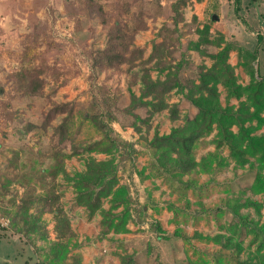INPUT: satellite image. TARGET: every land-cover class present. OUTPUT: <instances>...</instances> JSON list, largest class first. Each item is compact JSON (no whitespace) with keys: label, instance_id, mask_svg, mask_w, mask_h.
Masks as SVG:
<instances>
[{"label":"rangeland","instance_id":"1","mask_svg":"<svg viewBox=\"0 0 264 264\" xmlns=\"http://www.w3.org/2000/svg\"><path fill=\"white\" fill-rule=\"evenodd\" d=\"M95 1L103 6L108 24L91 14L83 0H37V16L33 12L28 23L32 39L15 35L14 29L9 34L0 30L1 256L16 257L21 264H44L45 250L56 240L54 213L60 209L77 234L70 248L82 264H121L125 254H135L137 264H259L255 232L243 226L240 217L264 235V142L257 155H246L247 162L241 164L220 143L215 125L195 150L197 161L208 158L209 171L184 176L183 181L193 183L189 187L157 170L154 145L156 134L168 137L173 128L197 118L201 123L200 111L209 98L199 89V78L212 67L220 79L216 88L223 107L237 109L249 103L242 88L259 79L257 70L264 76V39L258 42L259 36L264 38V6L258 14L250 10L245 14L258 0L236 4L217 0L219 5L213 2L205 10L204 0ZM14 13L20 12L14 9ZM12 15L14 21L3 20L14 28L20 20ZM116 20L124 22L129 34L139 29L134 46L143 53L117 69L97 67L93 72L92 56L106 47ZM18 36L32 48L31 60L23 59L27 48L23 53L11 50V41ZM242 49L257 55L253 75ZM220 53L229 68L214 58ZM24 70L30 71L34 85L41 73L40 94L15 89L17 75ZM147 72L154 80L177 72L182 84L166 95L169 108L155 114L150 106H130L131 93L141 95ZM33 88L37 90L36 85ZM93 97L104 119L137 150L132 181L118 170V155L108 152L110 145L87 149L103 138L97 125L85 117L86 112L97 111ZM60 103L71 106L49 116ZM173 107L176 118L171 116ZM258 117L262 120L246 126L254 128V136L264 137V110ZM228 132L237 133L238 127L229 125ZM114 170L121 181L112 196H100L91 216L80 203L91 194L79 198L71 179L82 173L93 182ZM23 200L44 225L45 238L42 233L27 236L18 231L21 225L16 226L14 215ZM248 201L256 206L245 205ZM103 211L118 215L112 227L103 226ZM195 233L204 238L223 235L231 242L224 247Z\"/></svg>","mask_w":264,"mask_h":264},{"label":"trees","instance_id":"2","mask_svg":"<svg viewBox=\"0 0 264 264\" xmlns=\"http://www.w3.org/2000/svg\"><path fill=\"white\" fill-rule=\"evenodd\" d=\"M87 7H90L91 14H96L103 17V20L108 24V20L104 17V8L101 4L95 0H83ZM239 2V1H237ZM89 9V8H88ZM126 25L120 20H116L112 23L109 31V38L107 45L102 50H97L92 56L91 69L94 70L99 67L101 69H117L127 62L135 60L138 56H141L143 51L134 46V34L139 30H134L133 34H129L126 31ZM142 29V28H141ZM33 33H29L27 37L32 39ZM263 36L258 37V41H263ZM28 42V41H27ZM29 45V43H28ZM27 52L23 53L24 61L31 60L30 53L32 48H27ZM226 53L229 51L227 47ZM243 57L248 62V68L253 72V62L257 59L255 52H251L247 49H242ZM221 59V66L225 69L229 68V65L224 63L223 54L216 55L214 57ZM221 67V68H222ZM216 68L202 72L200 74V85L199 89L207 94L209 102L207 107L201 109L200 114L202 115L201 123L199 119L193 120V122L184 125L183 127L173 128L168 137L160 138L156 134L155 147V159L157 170L169 175L172 178L178 179L186 187L192 186V181H183L184 176L192 175L198 170L201 172L209 171L207 168L208 158L204 157L200 161H197L195 150L196 145L200 139L204 137L206 133L213 131L214 126L218 128L217 137L221 144H226L231 153L238 159L241 164L247 162L246 155H257L260 144L264 142V137H256L253 135L254 128L246 126L247 123L253 120H262L258 117L260 112L264 110V78L253 79L251 83L242 88L244 94L247 96L249 103L241 104L239 108L233 106L223 107L219 103L218 91L216 84L219 83L220 79L216 73ZM219 71V70H218ZM221 71V69H220ZM30 71H22L18 73L16 80L15 89L18 91L25 92L28 94H40L42 92V86L44 81L40 79V74L37 73V90L30 79H32ZM40 72V70H39ZM30 76V77H29ZM92 76V73H91ZM27 83L24 85V82ZM143 88L141 95L137 97L134 93H131V108H137L140 106H150L151 114L160 112L168 107L165 101L166 95H168L174 89H180L182 87L181 81L178 77V73L175 72L172 76L167 77L165 80H154L150 77L148 72L143 75L141 81ZM212 84V85H211ZM233 87V85H231ZM238 87H233V89ZM146 98H150L145 100ZM93 105L97 109L96 113L86 112L85 117L90 119L97 127L103 132V138L87 147L89 151L98 150L100 144L107 143L111 147L108 149L110 154L117 156V168L121 170V173L126 174L129 181H132L134 170H135V154L137 152L134 144L122 137L120 133L115 131L112 126L106 121L105 115L102 112V108H99L100 103L93 97ZM71 106L70 103L55 104V107L50 111L54 113H62ZM249 106L254 108V111H250ZM176 108L173 107L171 111L172 118H176ZM104 115V116H103ZM229 125H235L238 127L237 133L228 132ZM158 137V138H157ZM263 150V149H262ZM107 151V150H106ZM117 170H114L105 175L99 176L95 181L89 182L86 175L80 173L76 177L72 178L71 181L76 189L77 196L80 198L81 195L91 194L88 201L80 202L86 206L89 210L90 215L95 214V210L98 208L100 202V196L110 197L114 194V189L119 185L121 176H118ZM132 201V197L128 198V202ZM28 200H23L18 205L14 215V222L19 232L24 235L30 236L32 234L42 233L43 238L46 237L47 231L40 223V219L37 215L30 213ZM245 205H255L256 203L248 201ZM260 206V205H259ZM129 208V207H128ZM208 212L214 213L216 210H207ZM56 225V240L51 242L48 250L44 253V264H82L78 257H74L71 254L72 248L70 245L73 240L77 238V234L74 232L69 219L63 215L59 209L55 211ZM104 219L102 221L103 226L108 224L109 227L114 225V219L118 217L117 214L103 211ZM132 215L130 218L132 219ZM242 225L252 228L255 232V238L253 242H257V254L258 263L264 264V235L257 232V229L253 227L252 223L247 221L245 218L240 217ZM117 226V225H116ZM121 225H119L120 228ZM252 226V227H251ZM159 230V228H158ZM128 231V230H125ZM106 233L100 236V239L104 237ZM196 237H201L198 233H195ZM206 241H214L221 246L230 245L231 240L223 235H216L214 237L204 238ZM73 244V243H72ZM121 264H137L135 254H125L121 257ZM69 260H74L68 263ZM238 264H248L247 261L239 262Z\"/></svg>","mask_w":264,"mask_h":264},{"label":"crops","instance_id":"3","mask_svg":"<svg viewBox=\"0 0 264 264\" xmlns=\"http://www.w3.org/2000/svg\"><path fill=\"white\" fill-rule=\"evenodd\" d=\"M204 1L205 2L202 5L200 4L203 10H205V7L208 4L210 5L213 2H215L217 5H219L217 3V0H204ZM225 1H227L228 3L233 2L236 4L237 1H241V0H225ZM223 2H224V0H223ZM243 3H245V0ZM255 4H254V6H250V7H248V9H245V14L249 13L250 11L252 14H253V12L255 14H258V12L263 10V9H261V7L264 6V0H258V3H255ZM246 5H248V4H246ZM233 8L234 7L232 5V11L234 10ZM14 9H17V11H19L20 13L15 14ZM33 12H35L36 16H37V0H0V30L5 34H9L14 29L15 35H21V36H23L22 38L26 37L31 32L28 29V27H29L28 23H29V19H30L29 16ZM12 14H14L15 17L17 16L18 19L20 20V21H17L18 24L14 28H13V25H11L9 22H7V24H6L3 20V17H8V19H10L11 21H14ZM212 19L215 21H218L219 17H217L216 15H213ZM224 32H227V31H224ZM22 38H19V36H18L17 39L15 38L14 40L11 41V50H15L17 48L22 53L26 50V48L28 46V44L26 45V43H28V42L22 41ZM226 39H228V38L226 37ZM17 45H18V47H16ZM229 53L231 54V52H229ZM258 61H259V56H258ZM258 74L261 76V78H264L263 74L260 72V69H259V71L257 70L256 75H258ZM0 264H21V262L16 257L10 258L9 256H1V254H0Z\"/></svg>","mask_w":264,"mask_h":264}]
</instances>
